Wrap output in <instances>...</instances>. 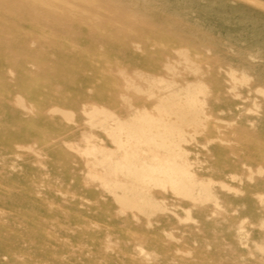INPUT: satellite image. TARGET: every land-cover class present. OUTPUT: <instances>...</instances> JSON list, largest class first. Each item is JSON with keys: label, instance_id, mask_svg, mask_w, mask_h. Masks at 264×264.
<instances>
[{"label": "rangeland", "instance_id": "374dc122", "mask_svg": "<svg viewBox=\"0 0 264 264\" xmlns=\"http://www.w3.org/2000/svg\"><path fill=\"white\" fill-rule=\"evenodd\" d=\"M0 264H264V0H0Z\"/></svg>", "mask_w": 264, "mask_h": 264}, {"label": "bare ground", "instance_id": "6f19581e", "mask_svg": "<svg viewBox=\"0 0 264 264\" xmlns=\"http://www.w3.org/2000/svg\"><path fill=\"white\" fill-rule=\"evenodd\" d=\"M188 112V111H187ZM188 113H191L190 114V116L192 117L193 116V118L191 119V120H193L195 123L197 122V118H198V114H197V110H196V106L194 105V102H191V108H190V110H189V112ZM147 120H149V119H147ZM192 121V122H193ZM193 122V123H194ZM148 123H151L152 124V126L153 125H159V126H163V127H171L172 129H173V131L175 130V128H174V125L173 124H171V122L170 121H166L165 119H163V118H159V119H157L155 122H150V120L148 121ZM157 127V126H156ZM158 128V127H157ZM140 129V128H139ZM153 129V128H152ZM159 130V129H158ZM151 131V130H150ZM155 131H156V129H155ZM143 132V131H142ZM145 132V131H144ZM136 135H138V134H136ZM135 135V136H136ZM140 135V134H139ZM155 137H157L156 135H155ZM133 139V138H132ZM155 140V139H154ZM166 142V141H165ZM130 143V142H129ZM126 147V146H125ZM142 155H144L143 153H142ZM159 155V154H158ZM125 156H127V155H125ZM147 157V156H146ZM128 158V157H127ZM144 158V157H143ZM158 158V157H157ZM153 159H155V158H153ZM144 160H145V158H144ZM157 160V159H156ZM128 161V160H127ZM160 161V160H159ZM141 162V161H140ZM161 163V162H160ZM149 164H151V162L149 163ZM162 164V163H161ZM135 167H136V165H134ZM154 166V165H153ZM133 167V166H132ZM167 167V166H166ZM152 168V167H151ZM150 167H146V166H143L142 167V170H139V171H137L136 170V176H138V178L139 179H141L142 181H144V178H153V171H155V169H151ZM135 169V168H134ZM139 169V168H138ZM128 170V169H127ZM164 170V169H163ZM167 170V169H166ZM160 171H161V169H160ZM158 172V171H157ZM164 172H165V170H164ZM158 179V178H157ZM148 182V181H147ZM158 184V183H157ZM209 198V197H208Z\"/></svg>", "mask_w": 264, "mask_h": 264}]
</instances>
